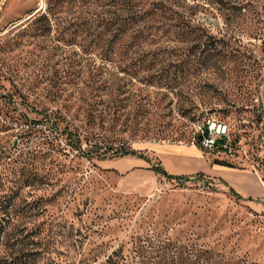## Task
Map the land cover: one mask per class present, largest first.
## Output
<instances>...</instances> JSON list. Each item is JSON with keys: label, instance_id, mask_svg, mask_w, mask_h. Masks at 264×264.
I'll return each mask as SVG.
<instances>
[{"label": "rangeland", "instance_id": "rangeland-1", "mask_svg": "<svg viewBox=\"0 0 264 264\" xmlns=\"http://www.w3.org/2000/svg\"><path fill=\"white\" fill-rule=\"evenodd\" d=\"M46 1L0 0V218L7 229L27 224L15 237L61 264H104L115 251L120 264H264V0H252L232 17L243 45L234 47L235 54L245 72L218 76L228 95L209 90L220 102L214 109L204 106L196 118L226 125L225 150L198 145L201 124L181 116L171 122L144 118L143 131L134 136L131 111L127 125L115 128V147H131L150 161L111 153L88 160L65 136L56 143L25 132L47 128L36 122L38 111L57 109L49 94L59 90L61 76L66 83L60 89H71L73 77L72 48L55 49V33L41 38L32 24ZM247 1L181 4L184 10L194 6L196 20L218 35L225 32V15ZM78 108L74 123L90 141L113 135L97 119L86 124L79 104L72 112ZM154 129L161 135L153 136ZM83 147L90 149L86 142ZM216 159L236 170L217 166ZM23 175L36 183L17 193ZM31 221L38 234L30 235Z\"/></svg>", "mask_w": 264, "mask_h": 264}, {"label": "trees", "instance_id": "trees-1", "mask_svg": "<svg viewBox=\"0 0 264 264\" xmlns=\"http://www.w3.org/2000/svg\"><path fill=\"white\" fill-rule=\"evenodd\" d=\"M181 3L185 0H47V8L33 16L32 24L41 38L55 33V49L72 48L69 66L73 77L67 82L71 89H60L66 83L61 76L57 81L59 90L49 94L58 101L57 109L42 106L38 111L42 118L36 122L47 128L33 127L25 132H39L56 143L59 135L65 136L68 144L88 160H105L111 153L150 161L131 147H115V128L127 125L131 111L136 136L143 131L139 124L144 118H169L171 122L181 116L196 120L203 115L204 106L214 109L220 100L209 95V90L215 88L228 95L224 86L216 83L218 76L245 72L243 60L235 54L234 47L243 45L231 27L232 17L236 19V11L253 3L249 0L244 5L235 4L234 15L223 18L225 32L218 35L196 20L194 6L184 10ZM76 103L83 108L86 124L95 125L97 119L102 127L108 124L113 135H99L90 143L87 131L74 123L80 112L79 108L72 112ZM209 120L194 121V125L201 124L196 129L201 147L210 133ZM47 129L52 137L45 132ZM150 132L161 135L155 129ZM227 138L218 139L214 149L224 151ZM84 142L90 149L83 147ZM213 163L233 167L218 159ZM154 170L168 175L160 167L154 166ZM17 182L18 193L25 187H34L36 178L23 175ZM34 222H29L30 235L39 233ZM7 228L1 217L0 264H61L48 254L28 250L22 239L15 237L28 229L27 224L16 230ZM5 235L13 236L6 240ZM116 255L117 251L104 264H120Z\"/></svg>", "mask_w": 264, "mask_h": 264}, {"label": "built area", "instance_id": "built-area-1", "mask_svg": "<svg viewBox=\"0 0 264 264\" xmlns=\"http://www.w3.org/2000/svg\"><path fill=\"white\" fill-rule=\"evenodd\" d=\"M209 124V136L203 140V147L208 150H212L218 139L227 137V127L215 120L208 121Z\"/></svg>", "mask_w": 264, "mask_h": 264}, {"label": "crops", "instance_id": "crops-1", "mask_svg": "<svg viewBox=\"0 0 264 264\" xmlns=\"http://www.w3.org/2000/svg\"><path fill=\"white\" fill-rule=\"evenodd\" d=\"M216 166V165H215ZM217 166H219V165H217ZM217 166L216 167H213V169L214 168H216L217 169ZM220 167H225V166H220ZM225 168H229V167H225ZM210 170H209V172H212V170H211V168H209ZM225 170V169H224ZM228 170V169H227ZM229 170H236V169H233V168H229ZM210 175H212V176H216V175H214V172H213V174L211 173ZM217 175H219V174H217ZM257 178H258V180H259V177L257 176V175H255ZM217 177H220V176H217ZM260 181V180H259Z\"/></svg>", "mask_w": 264, "mask_h": 264}]
</instances>
